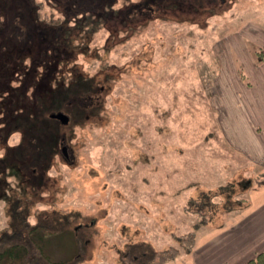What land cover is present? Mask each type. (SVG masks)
<instances>
[{
    "label": "rangeland",
    "instance_id": "rangeland-1",
    "mask_svg": "<svg viewBox=\"0 0 264 264\" xmlns=\"http://www.w3.org/2000/svg\"><path fill=\"white\" fill-rule=\"evenodd\" d=\"M34 1L38 22L31 25L39 24L47 56L43 38L53 39L61 62L54 71L51 55L47 65L27 56L26 63L42 67L25 76L23 94L8 92L9 105H35L37 96L65 89L79 74L99 88L87 97L68 93L69 108L42 109L69 115L66 124L48 121L50 128L59 124L51 160L33 161L21 128L0 139V233L28 215L59 234L71 230L60 242L53 232L47 246L51 254L73 255L69 264H150L154 250L179 244L178 235L226 224L248 201L261 166L232 145L227 128L241 130V115L226 110L241 100L238 72L241 63L250 68L248 50L264 49V0H117L114 16L84 30L76 23L85 24L86 10L71 13L72 0ZM21 41L32 43L27 33ZM16 201L25 205L21 214Z\"/></svg>",
    "mask_w": 264,
    "mask_h": 264
},
{
    "label": "trees",
    "instance_id": "trees-1",
    "mask_svg": "<svg viewBox=\"0 0 264 264\" xmlns=\"http://www.w3.org/2000/svg\"><path fill=\"white\" fill-rule=\"evenodd\" d=\"M30 1L31 3H28L25 0H0V20L3 21V26L0 27V114L3 113V116H0V121L2 118L6 119H4L2 123L0 122V139L1 141L5 140L11 133L15 132L18 128H21L31 142L30 157L33 161L37 160L41 163L42 161L51 160V156L54 153L52 150L57 148L59 141V127L57 126L59 124L50 128L48 123L50 120L57 119L52 118L50 114H44L42 109L56 111L69 108L67 99L68 93L77 91V94L83 93L84 95L82 96L87 97L86 94H88V92H95L99 87L95 85L93 77L79 74L69 80L65 89H63L61 85H59V87H54L51 91L52 95H49L50 97L47 95V92L51 90L50 88L46 92L37 96V102L35 105H28L27 108V104L21 106L23 102H18V105L21 106L19 107L21 111L13 109V104L9 105V96H6L9 95L8 92H10V94H13L14 92L15 95L23 94V90L25 89L26 91L27 85L30 83V80L25 76L32 74V72L35 74L36 70H38L39 67H42V64L47 65L49 55H51L54 61L51 62L53 70L57 68L58 63L61 62L60 58L54 57L56 54L52 53L54 49L51 44L53 43V39L49 41L47 37L43 38L45 39L44 42H48L45 44L49 48L48 56L44 52V48L41 45V35L37 34L34 29V27H40L37 23V14H33L34 11H37V7L32 5L35 2L34 0ZM78 1L80 4L72 0V5H67V8L70 9L71 13H73L75 9L86 10L85 12L83 11L85 14V24L78 25L76 23V26H79L82 30H84L83 27L88 24L94 25L99 23L97 22L98 20L102 23L107 18H110L109 16H114L111 15L110 11L115 9L117 3V0ZM119 10L122 9L119 8ZM36 19L37 22H34L33 25H31L32 21H35ZM94 19H97L95 23L92 22ZM23 20H26L30 26L23 24ZM62 26L58 25L57 27L60 28L56 29L60 30L63 28ZM54 30L55 29H52V33H54ZM24 33L28 34L29 39L32 42H28L29 46L27 45V42L21 41ZM256 54L259 62L264 59V49H256ZM29 55L33 58L40 56V60H35L38 62L43 60L42 64L38 65L37 62H34V64L26 63L27 56ZM58 56H60L59 53ZM57 59H59V61H57ZM240 73L242 77L245 76L243 69L240 70ZM4 75H9V77L4 78ZM16 80L20 81L18 86L13 85ZM5 86H7V88L4 89ZM4 90H7L5 95H3ZM17 90H19V92H17ZM64 90H66L65 93L63 92ZM45 96H48V98ZM22 107L24 109H22ZM71 110H74L76 116L85 114L83 109L72 108ZM46 116L49 120L46 119ZM17 153H19V155L21 153L23 154V150L19 148ZM39 156L41 157L40 159H38ZM13 205L15 206L13 207L15 213L21 214L24 210V204H19L16 201ZM16 220V222L14 220L13 228L0 233V264H69L72 262L73 255L69 253L63 256H57L55 253H53V255L47 250L50 236L53 232L57 233L58 242H60L59 238L63 239L64 237H69L68 233L70 235V229L67 230V227H63V230H60L62 233L59 234V228L57 227L53 231L51 223L40 221L30 223L28 221V215H22L20 219ZM62 225L65 226V223ZM196 230L192 229L191 231L178 235V245L154 250L149 257L150 264H165L182 255L190 253L196 243ZM74 232L77 234V229L74 230ZM53 242L58 243L56 240H53ZM243 264H264V251L258 252Z\"/></svg>",
    "mask_w": 264,
    "mask_h": 264
},
{
    "label": "crops",
    "instance_id": "crops-1",
    "mask_svg": "<svg viewBox=\"0 0 264 264\" xmlns=\"http://www.w3.org/2000/svg\"><path fill=\"white\" fill-rule=\"evenodd\" d=\"M262 29L259 34L264 36ZM262 39L261 45H264V37ZM253 52L248 50V70L241 63L245 76L238 77L242 85L241 91L236 92L241 100L233 98L232 105L227 101L230 107L226 113L241 115V130L230 126L227 135L248 160L261 165L257 181L251 180L247 187L248 201L241 210H234L236 213L226 224L219 223V227L212 224L197 233L190 253L165 264H243L264 251V59L259 62L256 50Z\"/></svg>",
    "mask_w": 264,
    "mask_h": 264
},
{
    "label": "flooded vegetation",
    "instance_id": "flooded-vegetation-1",
    "mask_svg": "<svg viewBox=\"0 0 264 264\" xmlns=\"http://www.w3.org/2000/svg\"><path fill=\"white\" fill-rule=\"evenodd\" d=\"M53 118V117H52ZM54 119H57V118H54ZM59 120V119H58ZM60 121V120H59ZM64 124H66V123H64ZM62 142H63V140H61ZM61 144H63V143H61ZM61 150H62V153H63V155L65 156V158H66V160H70V158H71V152H70V150L68 149V147L67 146H65V145H63L62 146V148H61ZM4 161H9V164L11 163L10 162V158L8 157V156H6V157H4V159H3ZM17 169H18V171L19 172H22L23 173V170L18 166L17 167ZM23 180H25V178L23 179ZM27 182H30V183H34L35 181H33V180H29V178H28V180H27Z\"/></svg>",
    "mask_w": 264,
    "mask_h": 264
},
{
    "label": "water",
    "instance_id": "water-1",
    "mask_svg": "<svg viewBox=\"0 0 264 264\" xmlns=\"http://www.w3.org/2000/svg\"><path fill=\"white\" fill-rule=\"evenodd\" d=\"M51 117L59 119L62 123L69 122V115L62 111L51 113Z\"/></svg>",
    "mask_w": 264,
    "mask_h": 264
},
{
    "label": "bare ground",
    "instance_id": "bare-ground-1",
    "mask_svg": "<svg viewBox=\"0 0 264 264\" xmlns=\"http://www.w3.org/2000/svg\"><path fill=\"white\" fill-rule=\"evenodd\" d=\"M226 73V72H225ZM218 90V89H217Z\"/></svg>",
    "mask_w": 264,
    "mask_h": 264
}]
</instances>
